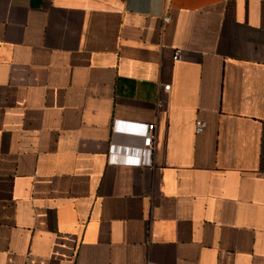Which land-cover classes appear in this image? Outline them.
I'll use <instances>...</instances> for the list:
<instances>
[{"label": "crops", "instance_id": "obj_1", "mask_svg": "<svg viewBox=\"0 0 264 264\" xmlns=\"http://www.w3.org/2000/svg\"><path fill=\"white\" fill-rule=\"evenodd\" d=\"M0 264H264V0H0Z\"/></svg>", "mask_w": 264, "mask_h": 264}, {"label": "built area", "instance_id": "obj_2", "mask_svg": "<svg viewBox=\"0 0 264 264\" xmlns=\"http://www.w3.org/2000/svg\"><path fill=\"white\" fill-rule=\"evenodd\" d=\"M168 21L167 18L164 19ZM174 60H179L181 58L180 52L176 51L174 54ZM170 86L166 85L163 87L164 92H168ZM120 121L113 122V130H118L120 126ZM205 125L202 122H196L195 132L201 133L204 130ZM155 125L154 124H143V123H132L127 125L125 132L139 136L142 138V147L140 148H124L110 146L108 150V156L111 160L113 158H119L120 160L116 161L130 167H140L150 164L149 158L151 156V148L155 139L154 136ZM115 161V159H114Z\"/></svg>", "mask_w": 264, "mask_h": 264}]
</instances>
